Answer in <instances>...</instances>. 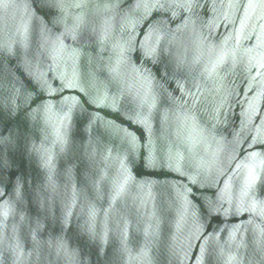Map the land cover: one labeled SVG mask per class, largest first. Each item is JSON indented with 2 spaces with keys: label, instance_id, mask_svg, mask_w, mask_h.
<instances>
[{
  "label": "water",
  "instance_id": "obj_1",
  "mask_svg": "<svg viewBox=\"0 0 264 264\" xmlns=\"http://www.w3.org/2000/svg\"><path fill=\"white\" fill-rule=\"evenodd\" d=\"M0 264H264V0H0Z\"/></svg>",
  "mask_w": 264,
  "mask_h": 264
}]
</instances>
